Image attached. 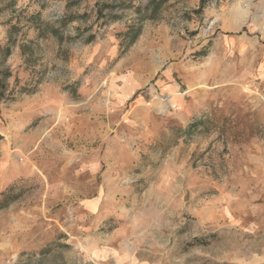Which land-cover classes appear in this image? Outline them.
I'll return each mask as SVG.
<instances>
[{
    "label": "rangeland",
    "instance_id": "1",
    "mask_svg": "<svg viewBox=\"0 0 264 264\" xmlns=\"http://www.w3.org/2000/svg\"><path fill=\"white\" fill-rule=\"evenodd\" d=\"M200 4L0 0V264H264V0Z\"/></svg>",
    "mask_w": 264,
    "mask_h": 264
},
{
    "label": "trees",
    "instance_id": "2",
    "mask_svg": "<svg viewBox=\"0 0 264 264\" xmlns=\"http://www.w3.org/2000/svg\"><path fill=\"white\" fill-rule=\"evenodd\" d=\"M200 3L202 4V0H200ZM200 4V5H201ZM75 17L74 16H68V17H62L60 20H58V26L55 27L54 24H50L48 22L40 21L39 24L36 26L37 35L36 38H49V37H61V31L60 29L64 27L68 22H71ZM17 26L11 25L8 29V38L6 45L0 46V64H2L9 54L11 53V46L15 43L14 34L17 31ZM130 31L126 32L124 35L129 36ZM138 34V30L135 31L134 34H132L130 40L127 44H131L134 39L136 38ZM92 39V38H91ZM32 40H29L25 43L20 44L22 54L26 55V61H30L33 52H32ZM42 73V72H41ZM0 74L2 77L0 78V98H6L13 100L14 99V93H25V94H32L36 90L38 84L40 83L42 76H36L32 77L30 81L23 86H19L17 90L11 89L7 94L5 93V86H4V79L8 76H10V73L4 70L0 71ZM73 93V92H72ZM198 125L197 122L190 123L185 129L184 128H177L176 131H186L191 128H195ZM10 192H2L0 194V207L4 205L7 201H10L16 197V195L10 196ZM46 251V250H45Z\"/></svg>",
    "mask_w": 264,
    "mask_h": 264
}]
</instances>
